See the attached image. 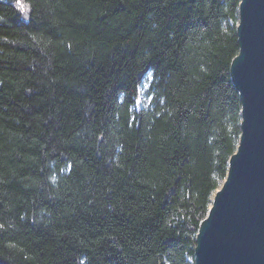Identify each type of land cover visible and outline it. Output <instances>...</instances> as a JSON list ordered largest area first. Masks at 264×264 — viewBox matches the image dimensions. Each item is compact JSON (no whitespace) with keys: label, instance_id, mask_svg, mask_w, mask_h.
<instances>
[{"label":"trees","instance_id":"1","mask_svg":"<svg viewBox=\"0 0 264 264\" xmlns=\"http://www.w3.org/2000/svg\"><path fill=\"white\" fill-rule=\"evenodd\" d=\"M240 1L0 0V264H194Z\"/></svg>","mask_w":264,"mask_h":264},{"label":"water","instance_id":"2","mask_svg":"<svg viewBox=\"0 0 264 264\" xmlns=\"http://www.w3.org/2000/svg\"><path fill=\"white\" fill-rule=\"evenodd\" d=\"M230 65L241 135L196 237L194 264H264V0H241Z\"/></svg>","mask_w":264,"mask_h":264},{"label":"rangeland","instance_id":"3","mask_svg":"<svg viewBox=\"0 0 264 264\" xmlns=\"http://www.w3.org/2000/svg\"><path fill=\"white\" fill-rule=\"evenodd\" d=\"M150 79H151V77H150V75H148L146 80L143 82V85L141 86L140 96H139V99L137 101V107L138 108H140L144 104H147V100L149 99V97L147 95V88L149 86Z\"/></svg>","mask_w":264,"mask_h":264},{"label":"snow or ice","instance_id":"4","mask_svg":"<svg viewBox=\"0 0 264 264\" xmlns=\"http://www.w3.org/2000/svg\"><path fill=\"white\" fill-rule=\"evenodd\" d=\"M21 7H24L23 5Z\"/></svg>","mask_w":264,"mask_h":264}]
</instances>
